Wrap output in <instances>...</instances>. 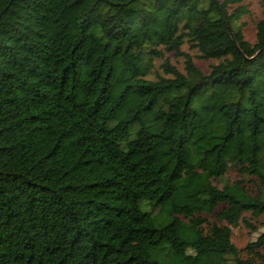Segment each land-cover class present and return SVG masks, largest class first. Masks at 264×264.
I'll list each match as a JSON object with an SVG mask.
<instances>
[{
  "label": "trees",
  "instance_id": "1",
  "mask_svg": "<svg viewBox=\"0 0 264 264\" xmlns=\"http://www.w3.org/2000/svg\"><path fill=\"white\" fill-rule=\"evenodd\" d=\"M243 1L0 0V264H264V16L250 44ZM166 53L184 72L148 79Z\"/></svg>",
  "mask_w": 264,
  "mask_h": 264
},
{
  "label": "rangeland",
  "instance_id": "2",
  "mask_svg": "<svg viewBox=\"0 0 264 264\" xmlns=\"http://www.w3.org/2000/svg\"><path fill=\"white\" fill-rule=\"evenodd\" d=\"M243 5L249 11V15H246L241 19V22L245 24V26L243 27V34L247 42H249L250 44H254L256 41V32H257L256 26L264 16L263 14L264 8L262 6L261 0H244ZM233 9L234 7L230 8L231 11ZM182 52L189 54L193 58L197 68L205 74L209 72L211 65L217 63L216 61L199 60L196 57L198 55L196 50L191 49L187 44L182 47ZM165 60H167L171 66L175 67L180 72H184V58L166 53L163 59L155 61V66L151 74L147 77L148 79L154 80L157 78L158 75L168 77V75L164 73L162 68L163 62ZM226 179H228L230 182H233L237 180L238 177L235 172L229 171L226 174ZM215 184L221 187L220 183H215ZM245 217L247 220L250 221L252 225L258 228V232L262 231L258 226V222L252 219L249 214H246ZM200 222L204 228H208L212 224L218 223L214 217L207 215L201 216ZM220 224L223 225L224 223H220ZM231 230H232L231 242L239 250H243L249 242L254 241L255 238L258 236L257 234L258 232L257 233L252 232L250 229L246 228L242 223H240L236 228H231ZM241 256L244 255L242 254Z\"/></svg>",
  "mask_w": 264,
  "mask_h": 264
}]
</instances>
